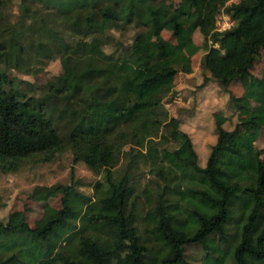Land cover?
<instances>
[{
    "label": "trees",
    "instance_id": "obj_1",
    "mask_svg": "<svg viewBox=\"0 0 264 264\" xmlns=\"http://www.w3.org/2000/svg\"><path fill=\"white\" fill-rule=\"evenodd\" d=\"M37 1L51 8L64 27L91 37L82 41L73 66L40 95L7 89L9 79L0 72V170L14 171L32 157L47 160L71 146L74 161L104 173L94 194L81 191L75 182L66 184L57 213L39 226L24 217L0 221V264H105L119 248L129 249L131 264H191L185 245L206 247L212 232L218 235L222 264L229 255L231 264H264V165L251 154V142L236 143L240 127L224 128L225 116L216 112L217 139L202 166L190 135L163 105L175 74L191 71L184 49L192 43L181 32L183 23L174 22L175 41L159 43L162 57L152 63L102 48L103 33L113 21L142 26L143 35L159 34L167 23V2ZM228 1L198 0L194 20L212 41L204 66L224 85L250 71L264 50V0ZM4 3L0 0V12ZM220 10L235 21L223 30L215 26ZM36 30L49 39L59 32ZM32 46L44 47L15 40L0 53L10 66L33 72L24 62ZM161 128L179 142L176 148L158 150L155 137L167 135ZM128 143L145 148L139 153L164 179L142 215L129 172L115 175L112 170ZM244 180L249 184L244 186ZM124 236L130 241H121Z\"/></svg>",
    "mask_w": 264,
    "mask_h": 264
},
{
    "label": "rangeland",
    "instance_id": "obj_2",
    "mask_svg": "<svg viewBox=\"0 0 264 264\" xmlns=\"http://www.w3.org/2000/svg\"><path fill=\"white\" fill-rule=\"evenodd\" d=\"M164 1L169 6V12L167 23L159 34L143 35L142 26L113 21L103 33V50L111 55H135L142 62L152 63L162 57L159 43L175 41L174 22L183 23L181 32L192 43L184 49L191 62V71L175 74L173 87L163 99L164 107L170 116L177 118L179 127L190 135L200 165L206 164L211 146L217 139L216 112L225 116L224 128L232 130L237 125L240 127L235 142L240 144L249 140L251 154L259 156L264 165V50L261 49L250 71L224 85L211 77L204 66V54L212 41L206 40L194 24L198 0ZM232 1L238 0H229L228 3ZM185 18L187 21H184ZM233 23L235 21L223 10L216 15L215 26L218 30L228 28ZM50 27L59 30L52 39L36 30ZM90 37L84 31L73 32L64 27L54 17V11L40 1L5 0L0 12V51L9 48L15 40L23 46L30 42H40L44 46L42 49L34 46L27 49L25 66L33 72L10 66L0 53V72L9 79L7 89L14 87L26 95L42 94L48 85L56 83L58 75L65 68L73 66L75 58L82 51V41ZM161 132L165 130L161 128ZM164 136L159 134L155 137L159 151L163 148L171 150L179 145L168 133ZM139 152H145V148L139 150L131 143L125 144L112 170L115 175L129 172V182L135 188V200L142 215L154 203L157 189L164 179L155 164ZM103 173L92 171L82 160L74 161L71 146L51 153L47 160L32 157L14 171L0 170V221L16 222L24 217L31 226H39L57 213L66 184L75 182L81 191L94 194ZM184 183L188 184L187 181ZM248 184L249 181H243L244 186ZM113 200L117 201L116 194ZM138 226L143 232L144 224L140 217ZM130 239V236H124L121 241L129 242ZM205 243L206 247L199 243L186 244L185 259L191 264H222L217 233L208 234ZM128 252V248L117 249L105 264H131ZM231 262L229 255L225 264Z\"/></svg>",
    "mask_w": 264,
    "mask_h": 264
}]
</instances>
